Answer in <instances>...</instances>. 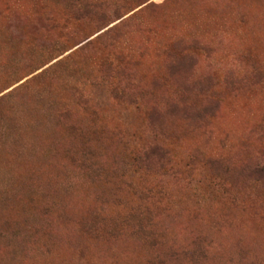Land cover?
<instances>
[{
	"label": "rangeland",
	"instance_id": "rangeland-1",
	"mask_svg": "<svg viewBox=\"0 0 264 264\" xmlns=\"http://www.w3.org/2000/svg\"><path fill=\"white\" fill-rule=\"evenodd\" d=\"M0 264H264V0H0Z\"/></svg>",
	"mask_w": 264,
	"mask_h": 264
}]
</instances>
